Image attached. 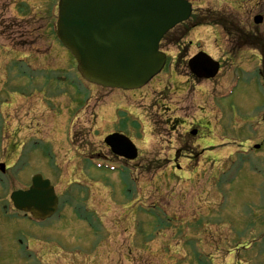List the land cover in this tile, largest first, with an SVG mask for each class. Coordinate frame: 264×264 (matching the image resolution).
Masks as SVG:
<instances>
[{
	"label": "rangeland",
	"instance_id": "374dc122",
	"mask_svg": "<svg viewBox=\"0 0 264 264\" xmlns=\"http://www.w3.org/2000/svg\"><path fill=\"white\" fill-rule=\"evenodd\" d=\"M229 1L195 0L194 14L210 10L237 22L248 9L251 18L260 13L256 2L236 11ZM55 5L56 0H0V43L10 46L4 53L0 102L9 101L11 134V141L0 142L9 146L0 152V162L7 165L0 173V264H264L259 60L247 55L252 61L244 67L252 71L225 60L211 82H197L199 89L183 85L190 80L185 66L190 56L202 50L220 60L229 48L220 26L221 43L217 31L198 28L185 34L186 26H178L161 46L168 66L178 57L180 84L169 87V67L132 98L80 79L71 57L54 40ZM19 7L26 11L22 17L14 13ZM262 7L263 23L249 22L264 36ZM234 76L235 88L222 97ZM127 106L145 131L131 126L128 116L134 113ZM205 121L211 132L183 137L193 122ZM177 123L182 128L174 131ZM115 128L141 140L140 157L132 164L118 161L104 147L103 136ZM210 139L214 148L208 146ZM83 157L92 159L91 166ZM101 162L125 168L121 175L109 174L96 169ZM34 172L51 180L62 204L68 205L65 194L75 200L64 207L65 217L41 224L10 209L8 196L28 187ZM77 204L86 206L80 212L86 223L72 214Z\"/></svg>",
	"mask_w": 264,
	"mask_h": 264
},
{
	"label": "water",
	"instance_id": "95a60500",
	"mask_svg": "<svg viewBox=\"0 0 264 264\" xmlns=\"http://www.w3.org/2000/svg\"><path fill=\"white\" fill-rule=\"evenodd\" d=\"M190 8L183 0H61L56 31L84 80L108 89H139L163 68L158 43L187 20ZM195 60L190 68L199 78L216 74L218 65L207 57ZM105 141L115 154L135 157L124 137L112 135ZM32 185L11 195L13 207L40 220L51 217L57 207L53 188L40 176L33 177Z\"/></svg>",
	"mask_w": 264,
	"mask_h": 264
},
{
	"label": "flooded vegetation",
	"instance_id": "af4514ba",
	"mask_svg": "<svg viewBox=\"0 0 264 264\" xmlns=\"http://www.w3.org/2000/svg\"><path fill=\"white\" fill-rule=\"evenodd\" d=\"M236 3L241 2L243 4H240L236 6L237 9L242 10L244 6L251 5L252 3L256 2V6L260 5L261 10L260 13L255 15L254 17H250L251 11L248 9L247 14L243 15L242 17H237V22L239 23V27L237 28L236 31L231 32L232 36L230 35L231 33L225 32L226 36L233 37L235 39H238L236 41L238 43L237 50H235V53L240 56L241 52L245 50L253 51L256 54V58L262 60L264 58V36L261 33H258L255 31V29L252 28L251 22H249L250 18L251 21L255 17H261L263 20V16L261 15V12H263V2L259 0H234ZM211 13V12H209ZM222 31H226L224 28H222ZM1 57V55H0ZM221 65L222 62H219ZM7 110H8V101L6 99L1 100L0 102V140H3L6 135L8 134V129L5 125V118L7 115ZM178 121L177 119H172V122ZM172 122L170 124H172ZM181 127L179 123L175 125L174 131H179L178 128ZM199 128L201 126L193 125V127L189 128V130L186 132L184 131L183 137L188 138L187 134H189L191 131L196 130L197 132L199 131Z\"/></svg>",
	"mask_w": 264,
	"mask_h": 264
},
{
	"label": "bare ground",
	"instance_id": "6f19581e",
	"mask_svg": "<svg viewBox=\"0 0 264 264\" xmlns=\"http://www.w3.org/2000/svg\"><path fill=\"white\" fill-rule=\"evenodd\" d=\"M134 143H132V145H133ZM135 146V145H134Z\"/></svg>",
	"mask_w": 264,
	"mask_h": 264
}]
</instances>
